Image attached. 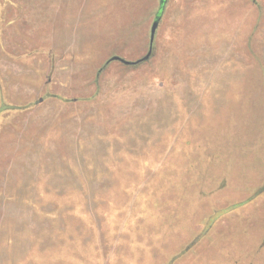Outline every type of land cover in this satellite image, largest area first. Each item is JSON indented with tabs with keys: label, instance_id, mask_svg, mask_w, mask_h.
<instances>
[{
	"label": "rangeland",
	"instance_id": "374dc122",
	"mask_svg": "<svg viewBox=\"0 0 264 264\" xmlns=\"http://www.w3.org/2000/svg\"><path fill=\"white\" fill-rule=\"evenodd\" d=\"M0 264H264L262 0H0Z\"/></svg>",
	"mask_w": 264,
	"mask_h": 264
},
{
	"label": "water",
	"instance_id": "95a60500",
	"mask_svg": "<svg viewBox=\"0 0 264 264\" xmlns=\"http://www.w3.org/2000/svg\"><path fill=\"white\" fill-rule=\"evenodd\" d=\"M158 23H159L158 18H155L150 26L148 50L142 57L136 60H127L119 55H111L106 60L105 65L111 61H119L126 65L137 66L141 63L148 61L153 54L154 39H155V34H156L157 27H158Z\"/></svg>",
	"mask_w": 264,
	"mask_h": 264
},
{
	"label": "trees",
	"instance_id": "16d2710c",
	"mask_svg": "<svg viewBox=\"0 0 264 264\" xmlns=\"http://www.w3.org/2000/svg\"><path fill=\"white\" fill-rule=\"evenodd\" d=\"M166 0H160V11L162 10Z\"/></svg>",
	"mask_w": 264,
	"mask_h": 264
},
{
	"label": "crops",
	"instance_id": "0c3cea01",
	"mask_svg": "<svg viewBox=\"0 0 264 264\" xmlns=\"http://www.w3.org/2000/svg\"><path fill=\"white\" fill-rule=\"evenodd\" d=\"M262 2H263V4H264V0H262ZM199 15H200L201 17L203 16V11H202V10H200Z\"/></svg>",
	"mask_w": 264,
	"mask_h": 264
}]
</instances>
